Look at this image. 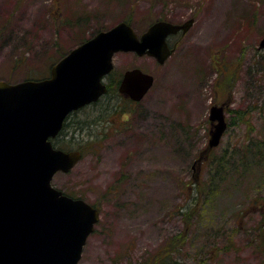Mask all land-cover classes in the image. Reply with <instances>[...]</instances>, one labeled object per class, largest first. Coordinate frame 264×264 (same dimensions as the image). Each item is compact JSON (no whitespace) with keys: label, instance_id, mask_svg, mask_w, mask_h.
I'll list each match as a JSON object with an SVG mask.
<instances>
[{"label":"rangeland","instance_id":"rangeland-1","mask_svg":"<svg viewBox=\"0 0 264 264\" xmlns=\"http://www.w3.org/2000/svg\"><path fill=\"white\" fill-rule=\"evenodd\" d=\"M189 19L163 63L115 52L110 91L70 113L54 140L81 157L51 184L99 211L77 264H264V0H0L8 83L48 76L119 21L140 35ZM133 67L154 78L138 101L117 90ZM212 105L226 128L208 149Z\"/></svg>","mask_w":264,"mask_h":264},{"label":"water","instance_id":"water-1","mask_svg":"<svg viewBox=\"0 0 264 264\" xmlns=\"http://www.w3.org/2000/svg\"><path fill=\"white\" fill-rule=\"evenodd\" d=\"M191 23L159 20L138 35L119 21L72 48L44 79L0 80V264H77L99 211L51 185L56 171H68L81 157L78 150L55 148L51 138L71 110L107 91L103 78L113 67L115 52L134 51L163 63L173 50L167 35L185 31ZM153 80L133 67L124 71L118 91L138 101ZM209 119L211 149L226 128L224 107L212 105Z\"/></svg>","mask_w":264,"mask_h":264},{"label":"trees","instance_id":"trees-1","mask_svg":"<svg viewBox=\"0 0 264 264\" xmlns=\"http://www.w3.org/2000/svg\"><path fill=\"white\" fill-rule=\"evenodd\" d=\"M110 89H111V87H110ZM108 90H109V86H108ZM109 91H110V90H109ZM103 96H105V94H104ZM103 96H102V97H103ZM221 160H222V159H221ZM221 160L217 161V165H218V162H220ZM193 183H195V182H193ZM193 183H191V184H192L191 190H193V192H196ZM187 187H188V186H187ZM191 209H192V207H189V208H188V210H191ZM192 213H193V210H192ZM261 247H263L262 249H264V242H263V246L261 245ZM164 249H165V248H164ZM164 249H163V247H162L161 251H162V250L164 251ZM161 251H160V248H158V251H157V252H161ZM167 255H168V254H167ZM158 258H159V257H158ZM169 263H170V259L167 258V257H165V256H163V258H162L157 264H169Z\"/></svg>","mask_w":264,"mask_h":264},{"label":"flooded vegetation","instance_id":"flooded-vegetation-1","mask_svg":"<svg viewBox=\"0 0 264 264\" xmlns=\"http://www.w3.org/2000/svg\"><path fill=\"white\" fill-rule=\"evenodd\" d=\"M188 21V20H187ZM184 22H186V21H184ZM183 22V23H184ZM179 24H181V23H179ZM183 32L181 29L180 30H177L176 32H174L173 34H171V35H167V37H166V40H167V43H168V45L170 46V47H174V44L175 43H173L172 45H171V43H170V36H172V35H174V34H177L178 32ZM119 85V84H118ZM106 87H107V89H108V85H106ZM122 94V93H121ZM123 96H126V95H124V94H122ZM102 98V97H101ZM126 98H127V96H126ZM130 99V98H129ZM100 100V99H99ZM99 100H97V101H95V102H98ZM92 104V103H91Z\"/></svg>","mask_w":264,"mask_h":264}]
</instances>
